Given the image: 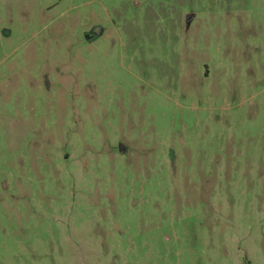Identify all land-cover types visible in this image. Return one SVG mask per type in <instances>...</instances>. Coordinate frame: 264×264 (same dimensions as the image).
Returning a JSON list of instances; mask_svg holds the SVG:
<instances>
[{
	"label": "rangeland",
	"instance_id": "374dc122",
	"mask_svg": "<svg viewBox=\"0 0 264 264\" xmlns=\"http://www.w3.org/2000/svg\"><path fill=\"white\" fill-rule=\"evenodd\" d=\"M0 264H264V0H0Z\"/></svg>",
	"mask_w": 264,
	"mask_h": 264
},
{
	"label": "water",
	"instance_id": "95a60500",
	"mask_svg": "<svg viewBox=\"0 0 264 264\" xmlns=\"http://www.w3.org/2000/svg\"><path fill=\"white\" fill-rule=\"evenodd\" d=\"M92 35L90 34V33H86L85 34V38L87 39V40H90V39H92ZM121 147H122V145H120Z\"/></svg>",
	"mask_w": 264,
	"mask_h": 264
}]
</instances>
